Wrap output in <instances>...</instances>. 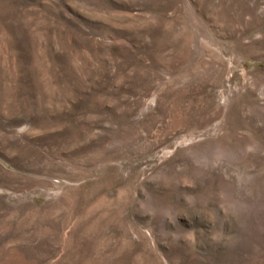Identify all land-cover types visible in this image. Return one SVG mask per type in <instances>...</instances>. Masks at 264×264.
Instances as JSON below:
<instances>
[{"label":"rangeland","instance_id":"obj_1","mask_svg":"<svg viewBox=\"0 0 264 264\" xmlns=\"http://www.w3.org/2000/svg\"><path fill=\"white\" fill-rule=\"evenodd\" d=\"M0 264H264V0H0Z\"/></svg>","mask_w":264,"mask_h":264}]
</instances>
